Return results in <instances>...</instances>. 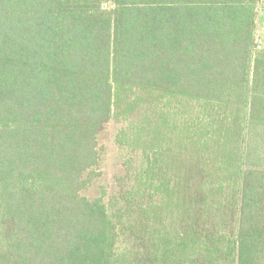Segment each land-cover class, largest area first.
<instances>
[{
	"label": "trees",
	"instance_id": "obj_1",
	"mask_svg": "<svg viewBox=\"0 0 264 264\" xmlns=\"http://www.w3.org/2000/svg\"><path fill=\"white\" fill-rule=\"evenodd\" d=\"M257 6L0 0V264H264Z\"/></svg>",
	"mask_w": 264,
	"mask_h": 264
},
{
	"label": "rangeland",
	"instance_id": "obj_2",
	"mask_svg": "<svg viewBox=\"0 0 264 264\" xmlns=\"http://www.w3.org/2000/svg\"><path fill=\"white\" fill-rule=\"evenodd\" d=\"M255 49L264 51V0H258L256 24H255ZM121 123L110 120L100 132L97 138L99 153L98 171L100 176L81 191V195L92 201L99 196L101 190L105 191V200L110 199L120 191L119 179L123 177L124 167L122 156L117 150L114 138Z\"/></svg>",
	"mask_w": 264,
	"mask_h": 264
}]
</instances>
